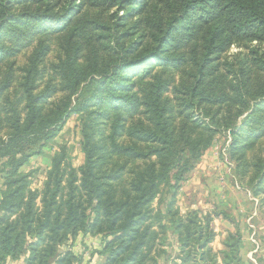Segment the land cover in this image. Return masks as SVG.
<instances>
[{
    "label": "trees",
    "instance_id": "1",
    "mask_svg": "<svg viewBox=\"0 0 264 264\" xmlns=\"http://www.w3.org/2000/svg\"><path fill=\"white\" fill-rule=\"evenodd\" d=\"M72 114L83 163L61 146L31 190L23 167ZM227 130L264 199V0H0V264H81L59 250L77 233L103 238L101 264H158L170 231V264H244L225 212L175 200ZM215 218L234 226L218 251Z\"/></svg>",
    "mask_w": 264,
    "mask_h": 264
},
{
    "label": "rangeland",
    "instance_id": "2",
    "mask_svg": "<svg viewBox=\"0 0 264 264\" xmlns=\"http://www.w3.org/2000/svg\"><path fill=\"white\" fill-rule=\"evenodd\" d=\"M234 51L235 48L232 47L230 53ZM28 52H25L26 55ZM81 141L80 123L77 116L69 115L58 133L43 149L42 155L32 157L29 163L23 167L22 172L24 173L35 169L40 171L39 174L32 177L30 189L41 188L45 170L50 166L51 157L63 145L69 149L72 166L79 167L84 160ZM231 143L230 130L220 131L214 135L210 146L203 151L199 161L177 191L176 207L179 208L181 214L190 209H199L211 214L225 212L230 220L238 225L242 237H248V241L257 246V238L264 235L263 195H254L253 189L236 176L235 167L233 168L234 162L228 154ZM260 145L264 148V140ZM255 151L256 149L253 150V152ZM159 198L158 196L154 200V207L164 210L165 205L160 202ZM211 226L215 233L211 248L218 251L222 247L221 242L227 236L226 232L233 231L234 226L221 218H215ZM167 243V255L160 257L158 264H170V259L179 254L176 237L171 231L168 232ZM102 247L103 238L100 235L91 236L77 233L74 238H69L59 250L81 255L83 259L81 264H101L102 258L95 252L101 251Z\"/></svg>",
    "mask_w": 264,
    "mask_h": 264
},
{
    "label": "crops",
    "instance_id": "3",
    "mask_svg": "<svg viewBox=\"0 0 264 264\" xmlns=\"http://www.w3.org/2000/svg\"><path fill=\"white\" fill-rule=\"evenodd\" d=\"M221 225L224 226L223 224ZM247 238L245 236L242 237L240 251L244 264H264V235L257 238V246L252 245ZM7 264H22V261H8Z\"/></svg>",
    "mask_w": 264,
    "mask_h": 264
}]
</instances>
